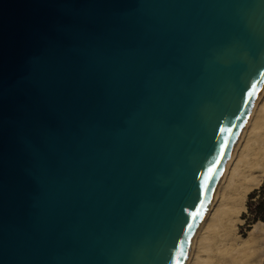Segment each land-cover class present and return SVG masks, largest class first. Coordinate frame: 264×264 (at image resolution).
<instances>
[{
  "label": "water",
  "instance_id": "obj_1",
  "mask_svg": "<svg viewBox=\"0 0 264 264\" xmlns=\"http://www.w3.org/2000/svg\"><path fill=\"white\" fill-rule=\"evenodd\" d=\"M263 78L264 0H0V264H184Z\"/></svg>",
  "mask_w": 264,
  "mask_h": 264
},
{
  "label": "bare ground",
  "instance_id": "obj_2",
  "mask_svg": "<svg viewBox=\"0 0 264 264\" xmlns=\"http://www.w3.org/2000/svg\"><path fill=\"white\" fill-rule=\"evenodd\" d=\"M263 171L264 78L262 79L256 95L252 99L251 105L224 161L221 173L216 180L209 201V205L212 204L209 214L207 213V217L199 223L194 234L191 236L195 243L198 242L199 244L202 243L203 240L205 241V239L212 238L209 235L210 230L212 231L215 229L213 228L216 227L214 224L218 221H224L225 224L230 225V227L236 225V221L240 220V211L245 209L246 195L251 188L260 183ZM233 229L235 230L236 228ZM239 236L240 235L237 237ZM246 238L247 237H244V240ZM249 243L251 244V239ZM199 246L201 245L199 244ZM198 249L200 250L201 248ZM198 249H195L193 253L191 252L192 254L189 258H187L189 251L187 252L186 264H199L198 262L201 260V255Z\"/></svg>",
  "mask_w": 264,
  "mask_h": 264
},
{
  "label": "rangeland",
  "instance_id": "obj_3",
  "mask_svg": "<svg viewBox=\"0 0 264 264\" xmlns=\"http://www.w3.org/2000/svg\"><path fill=\"white\" fill-rule=\"evenodd\" d=\"M207 206L204 212V216L202 217L199 223H201L204 220V218L207 217L212 207V204L209 205L208 202ZM241 212L242 211H240L239 213V217ZM243 221L244 220L240 217V220L236 221V225L231 227L230 225L225 224L224 221H218L216 224H214V226H216L213 227L215 228L213 229L214 231L212 230L213 231L212 232L210 230L209 235L212 238L205 239V241L203 240L202 243L204 244L205 242L204 245L202 243H199L201 246L203 245L202 247L199 246L198 242L195 243L191 238L190 248H188L189 252L187 258L191 257V254L193 253V251H195V249L201 248L200 250L198 249V252H200L201 255V260L198 262L199 264H208V262L209 264H249L246 241L242 240L243 236L245 235H242L241 233L242 229L239 226V224L243 223ZM233 228L236 229L234 230ZM238 235H240L241 237L240 236L237 237ZM187 258L185 260V264Z\"/></svg>",
  "mask_w": 264,
  "mask_h": 264
},
{
  "label": "trees",
  "instance_id": "obj_4",
  "mask_svg": "<svg viewBox=\"0 0 264 264\" xmlns=\"http://www.w3.org/2000/svg\"><path fill=\"white\" fill-rule=\"evenodd\" d=\"M240 217L244 220L239 224L242 235H246L255 221H264V171L260 184L247 193L245 209L242 210Z\"/></svg>",
  "mask_w": 264,
  "mask_h": 264
},
{
  "label": "crops",
  "instance_id": "obj_5",
  "mask_svg": "<svg viewBox=\"0 0 264 264\" xmlns=\"http://www.w3.org/2000/svg\"><path fill=\"white\" fill-rule=\"evenodd\" d=\"M260 221H255L249 229L251 231L248 230L242 238L244 240V237H247L244 241H246L249 264H264V221Z\"/></svg>",
  "mask_w": 264,
  "mask_h": 264
}]
</instances>
